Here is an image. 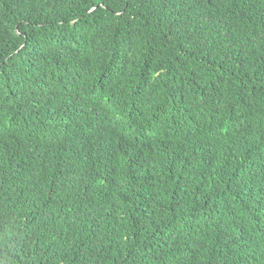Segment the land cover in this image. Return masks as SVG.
Segmentation results:
<instances>
[{
  "label": "trees",
  "instance_id": "1",
  "mask_svg": "<svg viewBox=\"0 0 264 264\" xmlns=\"http://www.w3.org/2000/svg\"><path fill=\"white\" fill-rule=\"evenodd\" d=\"M0 264H264V0H0Z\"/></svg>",
  "mask_w": 264,
  "mask_h": 264
}]
</instances>
